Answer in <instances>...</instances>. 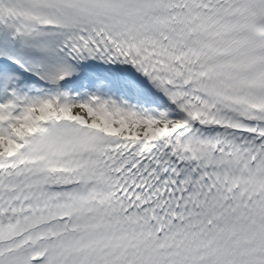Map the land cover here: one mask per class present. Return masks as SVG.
<instances>
[{
    "label": "snow or ice",
    "instance_id": "6c2138e0",
    "mask_svg": "<svg viewBox=\"0 0 264 264\" xmlns=\"http://www.w3.org/2000/svg\"><path fill=\"white\" fill-rule=\"evenodd\" d=\"M0 264H264V0H0Z\"/></svg>",
    "mask_w": 264,
    "mask_h": 264
}]
</instances>
